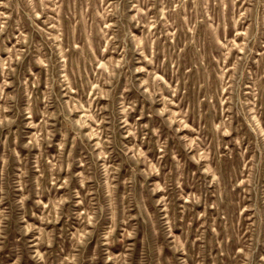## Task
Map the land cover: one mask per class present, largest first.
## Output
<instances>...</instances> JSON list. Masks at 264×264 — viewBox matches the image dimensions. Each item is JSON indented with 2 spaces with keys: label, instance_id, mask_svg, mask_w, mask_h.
I'll return each mask as SVG.
<instances>
[{
  "label": "rangeland",
  "instance_id": "obj_1",
  "mask_svg": "<svg viewBox=\"0 0 264 264\" xmlns=\"http://www.w3.org/2000/svg\"><path fill=\"white\" fill-rule=\"evenodd\" d=\"M0 264H264V0H0Z\"/></svg>",
  "mask_w": 264,
  "mask_h": 264
}]
</instances>
